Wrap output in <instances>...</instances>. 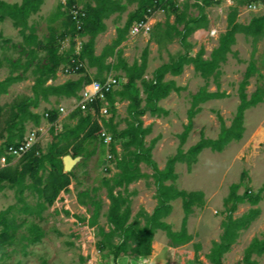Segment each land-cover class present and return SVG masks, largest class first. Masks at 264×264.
Returning <instances> with one entry per match:
<instances>
[{
	"label": "trees",
	"instance_id": "trees-1",
	"mask_svg": "<svg viewBox=\"0 0 264 264\" xmlns=\"http://www.w3.org/2000/svg\"><path fill=\"white\" fill-rule=\"evenodd\" d=\"M45 1L23 0L20 4H10L0 0V22L10 19L14 28L19 30V34L23 37L21 54L26 58L25 61L23 59L9 61L12 73L5 80L0 81V96L8 94L13 84L25 81V75L29 71L34 81L31 88L32 96H20L11 105L0 106V141H2L0 160L4 161V166L0 168V193L6 189L14 190L18 201L25 204L26 193L30 192L38 198V203L35 208L26 206L25 209L30 215L42 219L43 213L55 204L61 193L69 191L75 178L73 171L65 173L63 158L71 156L74 159H89L94 153L88 152L87 145L98 143L103 148V154L106 153V147L108 148L114 159H112V169L118 171L116 176L105 180L104 184L106 198L109 201L106 214L108 229L98 224L101 201L95 196L92 197L89 192H82L78 195V203L83 207L89 205L94 207L93 215L87 223L90 227L98 228L96 236L101 238L98 243L99 250H109L113 253L115 262L127 255L147 259L153 253L157 231L166 232L173 248L188 244L192 241L187 229L188 220L195 206L204 205V193L178 189L175 184L179 178L176 165L186 164L190 171L205 149L221 153L230 143L243 139L246 130V112L264 102V86L258 85L250 96L247 93L250 79L258 74L254 59L256 50L253 52L244 81L240 85V104L235 118L230 127H227L221 119V132L217 139H207L202 136L201 140L187 152L180 148L177 155L170 158L165 168L161 170L152 156L157 140H153L147 146L146 138L152 133V126L145 127L143 117L147 114L153 117L168 114L159 103L173 92H180L182 88L178 87L174 80L166 81V77L182 75L187 66H193L195 71L206 80L214 78L220 88L221 66L227 63L229 54H232L237 35L244 34L251 37L256 48L264 38V15L252 18L250 23L245 25L238 22L239 8L232 7L228 16L227 31L221 35L218 47L207 58L204 48L194 54L189 38L197 29L207 28L209 20L206 10L218 4L210 0H204L202 4H193L198 10L196 17L189 15L191 6L188 2L181 8L177 0H87L82 7L79 6V0H67L64 12H58V17H62V25L59 28L51 26L49 37L43 41L37 35L35 26L30 25V19L40 12ZM259 2L264 0H242L239 3L250 5ZM133 3L137 4V8L128 16L125 26L117 29V38L111 45L106 46L100 55H97L96 39L107 30L105 20L116 12H124L127 5ZM73 6L80 7L85 13L81 30H78L76 22L69 15V10ZM149 10L152 13H149ZM160 10L175 16L174 23L166 22L165 36L167 39H177L183 48V53L156 69L152 79L145 80L148 50H145L141 63L135 62L129 65L123 58V50L120 47L137 22L146 20V16L156 14ZM77 37H88L87 41L82 42L79 52L76 49ZM67 39L69 48L63 51L61 48ZM42 52L47 54L44 64L39 58ZM72 58L80 60L86 67L78 72L80 77L77 80L57 84L58 73L62 67L71 63ZM109 58H112L111 62H108ZM88 69H96V73L91 76ZM17 71H22V74L15 75ZM119 71L124 72L127 82L123 85H115L112 92L107 95V104L110 105L112 113L109 120L100 117L102 103L97 101L94 105L95 114L76 109L70 115L71 120L77 119L76 124L65 125L63 132L56 133L60 110L53 108L46 109L43 114L36 112L42 103L51 104L52 98L57 100L75 98L79 101V95L86 85L93 81L105 83L110 73ZM138 82L142 83L145 99L141 97ZM223 97L225 94L220 93L219 90L209 92L207 89H201L192 96V106L188 112L189 123L179 136L181 145L187 142L193 130L194 119L201 112V104ZM124 101L129 103V120L127 127L118 131V125L114 121L116 104ZM42 119H46L51 125V146L45 151L40 144H35L13 166L14 157L9 154L8 148L22 144L25 140L27 124L32 123L38 128ZM103 131H107L114 139L109 146L104 144L101 137ZM118 144L122 146V154L117 150ZM142 164L153 170L157 206L151 214L142 211L132 219V194L129 192V187L146 176L142 173ZM242 177V179L246 178V173ZM239 187V185L233 186L226 199L227 217L222 223L223 233L220 242L213 243L211 252L207 256L211 264H223V257L230 252L241 233L248 229L261 213L259 209H252L240 218H234L239 204L249 200L256 205L264 200V187L257 194L247 190L242 196L237 193ZM178 199L183 202L184 219L181 231L175 232L165 219L171 215L172 203ZM12 210L13 207H10L0 213V258L16 238L15 221L8 218ZM30 232L31 244L42 241L43 233L38 225H32ZM263 255L264 237L254 238L245 250L242 264H259L254 257Z\"/></svg>",
	"mask_w": 264,
	"mask_h": 264
},
{
	"label": "rangeland",
	"instance_id": "rangeland-1",
	"mask_svg": "<svg viewBox=\"0 0 264 264\" xmlns=\"http://www.w3.org/2000/svg\"><path fill=\"white\" fill-rule=\"evenodd\" d=\"M2 1L20 4L23 0ZM241 1L224 0L221 4L206 10L209 20L207 28L197 29L189 38L194 54L204 48L208 58L210 53L218 47L221 35L227 31L228 16L232 7L239 8L238 22L241 24L248 25L252 18L264 15V10L256 13L248 11V4L239 3ZM66 2L67 0H49L43 11L44 15L32 18V24L37 28V35L41 40L46 41L50 34V26L48 27L44 21L45 16L52 15V7L61 6L65 10ZM177 2L181 8L188 2L191 6L189 15L198 16V10L193 7L195 4L193 1L177 0ZM79 6L82 7L83 4L79 2ZM167 21L174 23L175 16L165 11L157 12L152 20L153 26L149 34L130 38L129 42L120 47L123 50V58L129 65L135 62L141 63L145 50H148L145 80L152 79L156 69L183 53V48L177 39L166 38ZM0 35L2 36L0 39V81H3L12 73L9 61L15 62L18 59L25 61L26 58L21 54L23 37L14 28L10 19L0 22ZM82 38L80 37L81 42ZM84 38L88 40V37ZM114 39L112 34L104 38L100 49L102 50L109 42L113 43ZM232 50L227 63L221 66L220 88L214 78L209 80L202 78L193 66H187L184 73L178 77L167 75L166 81L174 80L182 90L177 93L173 92L159 103L168 112L166 116L153 117L147 114L143 117L144 126H152V133L146 138L147 146L153 140H157L152 156L161 170L165 168L170 158L177 155L180 148L187 152L201 140L202 136L207 139H217L221 132V119L227 127L231 126L240 104V85L244 81L254 50H256L254 59L258 74L250 79L247 93L250 96L256 91L258 85L264 86V38L255 48L251 37L238 34L237 42ZM39 58L44 64L47 54L42 52ZM61 72L62 70L59 72L60 75ZM14 74L20 75L22 71ZM31 74L29 71L25 75V81L13 84L8 94L0 96V106H9L20 96H32L31 88L34 81ZM89 74L93 76L95 72L92 74L89 69ZM110 77L118 79L122 85L127 82L122 71L113 72L108 76ZM59 82L56 81V83ZM138 88L141 90V97L145 99L141 82H138ZM201 89H207L209 92L219 90L220 93L225 94V97L201 104V112L194 119L193 130L187 142L181 145L179 136L189 123L188 112L192 106V96ZM53 100L54 104L42 103L36 112L43 114L46 109H59L60 102L64 99L53 98ZM128 105L126 101L116 104L114 121L118 125V131L127 127ZM107 107L109 110L107 120H109L112 113L109 104ZM67 109L68 107L65 108L66 112ZM76 122L77 119L71 120L70 117L65 116V113L60 112L56 133L63 132L65 125L73 126ZM261 128H264V102L246 112V130L242 140L230 143L221 153L205 149L190 171L186 164L176 165V173L179 175L175 182L176 187L187 192L204 193V205L195 206L188 220V234L192 236V241L188 244L173 248L166 232L157 231L154 237L153 253L147 259L127 255L115 262L113 253L109 250H99L98 243L101 238L96 236L98 228L90 227L87 223L93 215L94 207L81 206L78 203V195L82 192H89L92 197L95 196L101 201L98 224L108 229L106 214L109 201L106 198L104 184L105 180L116 176L118 171L112 169L114 159H108V148L106 147V153L103 154V148L95 143L87 145L88 152H93L94 156L89 159H78L72 170L75 178L69 191L61 193L55 204L43 213L42 219L30 215L25 209L26 206L35 208L38 203V198L30 192L26 193L25 204L18 201L14 190L6 189L0 193V213L13 207L8 218L14 219L16 226L15 241L6 248L4 255L0 258V264H211L207 256L211 252L213 243L220 242L223 233L222 223L227 217L225 202L232 187L239 185L237 193L241 196L247 190L257 194L264 187V140L258 146L254 142L255 135ZM50 129L51 125L46 119H42L38 128L28 123L25 138H28L33 131H38L37 144L47 151L52 143ZM1 145L2 141H0ZM118 148L120 149H117L119 154H122L123 149L120 144ZM18 161L19 158H14L12 165L15 166ZM3 166L4 161L0 160V168ZM141 170L146 176L129 187V192L132 194V219L142 211L151 214L157 206L153 170L145 164L141 165ZM244 173L247 177L242 179ZM172 205L173 211L165 221L172 226L173 231L180 232L184 219L183 202L178 199ZM252 209H259L260 215L248 229L241 233L230 252L223 257V264H242L245 250L252 240L264 237V200L256 205L249 200L244 201L239 204L234 218H240ZM32 225H38L43 233L42 241L36 244L30 243ZM254 259L259 264H264V255L255 256Z\"/></svg>",
	"mask_w": 264,
	"mask_h": 264
},
{
	"label": "built area",
	"instance_id": "built-area-1",
	"mask_svg": "<svg viewBox=\"0 0 264 264\" xmlns=\"http://www.w3.org/2000/svg\"><path fill=\"white\" fill-rule=\"evenodd\" d=\"M182 1H188V0H182ZM193 3H200L204 0H191ZM214 3H220L224 0H210ZM227 1V0H226ZM248 11L250 12H260L264 10V2L254 3L247 6ZM164 12V10H160L159 12ZM149 13H152L151 10H149ZM69 15L72 17V19L76 22L78 30L82 29L83 25V18L85 17V13L82 11L80 7L73 6L69 10ZM155 14H152L151 16H146L144 21L137 22L131 29L129 33L130 38H136L142 34H149L152 30V20L154 18ZM77 52L80 51L82 42L80 41V37H77ZM69 40H65L63 42L61 50H65L69 48ZM85 64L81 62L80 60H76L74 58L71 59V63L68 65L62 67V73L66 76L78 74V72L85 68ZM120 82L118 79L110 77L107 79L105 83L93 81L91 84H88L84 87L82 92L80 93V100L75 101L76 103V109H80L83 112L91 111L93 114H95L94 105L97 101H100L102 103V107L100 109V117L103 119H107L109 115V110L107 107V95L112 92L115 85H119ZM61 113H65V108L60 107L59 108ZM101 137L103 138L104 144L106 146L111 145L114 142V139L111 134H109L107 131H103L101 134ZM37 138H38V131H33L30 133L28 138H25L24 142L20 144L19 146H11L8 148L9 154L14 158H21L26 152H28L35 144H37ZM117 149L118 146H117ZM108 159L112 160L113 156L108 152Z\"/></svg>",
	"mask_w": 264,
	"mask_h": 264
},
{
	"label": "crops",
	"instance_id": "crops-1",
	"mask_svg": "<svg viewBox=\"0 0 264 264\" xmlns=\"http://www.w3.org/2000/svg\"><path fill=\"white\" fill-rule=\"evenodd\" d=\"M49 0H46L45 3L43 4V6L41 7V10L39 13H37L36 15H33L30 19V25H33L32 24V18H35V17H39V16H43L44 14V8H46V2H48ZM87 0H79V2L81 4H84ZM123 4H125V1H123ZM94 5V3H93ZM61 6H58V8H55V7H52V10H51V14L50 16L46 17L45 16V24L49 27L53 26V27H56V28H59L61 25H62V17H58V12L61 11V12H64V9L61 7ZM137 8V4H128L127 5V8L124 12L120 13V12H116L114 14H112L108 19L105 20V24L107 26V30L100 34L97 39H96V54L97 55H100L104 48L108 45H111L112 42L106 44L104 46V48H102V50L100 49L101 45H102V41L104 40V38H107L109 37L111 34L115 37V39L117 38V29L118 28H123L128 20V16L134 12ZM112 23V24H110ZM34 26V25H33ZM36 28V27H35ZM37 29V28H36ZM17 30V29H16ZM19 31V30H17ZM38 31V30H37ZM114 39V40H115ZM130 40V37L128 35V38L125 42H123V44H126L127 42H129ZM83 41H87V38H82V42ZM69 43V42H68ZM122 44V45H123ZM121 45V46H122ZM110 62L112 61V58H109L108 59ZM108 61V62H109ZM93 72L96 73V69H90V73L93 74ZM88 73H89V69H88ZM113 73V72H112ZM112 73L109 74L112 75ZM94 75V74H93ZM80 77V75L78 74H73V75H69V76H66L64 75L62 72H61V75L60 73H58V78H57V82L60 81L59 83L57 84H61V83H64L68 80H77L78 78ZM127 81V79H126ZM76 99L75 98H70V99H64L62 100L60 103L61 107H68L67 109V112H65V116L67 117H70L71 113L74 112V110H76V108L74 107V103H75ZM127 102V101H126ZM51 104H54V100L53 98L51 99ZM50 105V104H48ZM66 106V107H65ZM60 119V118H59ZM59 121V120H58ZM120 150V149H118Z\"/></svg>",
	"mask_w": 264,
	"mask_h": 264
},
{
	"label": "water",
	"instance_id": "water-1",
	"mask_svg": "<svg viewBox=\"0 0 264 264\" xmlns=\"http://www.w3.org/2000/svg\"><path fill=\"white\" fill-rule=\"evenodd\" d=\"M79 158L74 159L71 156H67L63 158V163H64V171L65 173H70L74 166L77 164Z\"/></svg>",
	"mask_w": 264,
	"mask_h": 264
},
{
	"label": "bare ground",
	"instance_id": "bare-ground-1",
	"mask_svg": "<svg viewBox=\"0 0 264 264\" xmlns=\"http://www.w3.org/2000/svg\"><path fill=\"white\" fill-rule=\"evenodd\" d=\"M264 140V128H261L255 135L254 142L258 146Z\"/></svg>",
	"mask_w": 264,
	"mask_h": 264
}]
</instances>
